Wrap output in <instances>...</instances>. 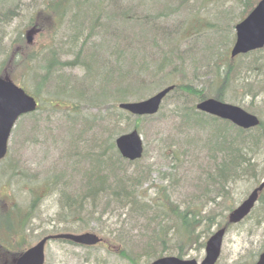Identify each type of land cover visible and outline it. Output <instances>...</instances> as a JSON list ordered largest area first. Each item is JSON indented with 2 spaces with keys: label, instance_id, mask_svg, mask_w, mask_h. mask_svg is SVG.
I'll return each mask as SVG.
<instances>
[{
  "label": "trees",
  "instance_id": "obj_1",
  "mask_svg": "<svg viewBox=\"0 0 264 264\" xmlns=\"http://www.w3.org/2000/svg\"><path fill=\"white\" fill-rule=\"evenodd\" d=\"M31 1L33 14L25 29L9 42L25 46V52L5 50L7 35L2 33V26L19 13L18 2L0 9V52L9 51L12 67L23 79L14 80L2 66L0 75L23 87V80L31 79L32 88L25 89L40 102L36 111L18 121L29 120L21 144H48L43 156L48 166L30 191L38 196L43 190L55 193L59 209L47 218L48 231L42 230L37 240L82 231L91 220L114 217L112 226L96 230L109 233L108 244H117L118 255L128 264L142 260L149 264L163 255L184 258L185 247L204 246L213 225L229 227L235 187L241 182L256 185L264 173L260 158L264 120L260 117L259 125L241 128L198 111L195 105L207 97L225 100L227 94L236 93L249 98L246 110L258 116L264 112V48L234 58L229 53L235 21L257 0ZM228 2L240 4V11ZM27 28L45 31L47 44L32 48L26 42ZM203 78L213 80L214 88L213 83L208 87L194 83ZM169 84L174 89L155 115L135 116L118 107ZM168 102L173 104L170 111H162ZM158 116L177 120L179 137L166 148L177 145L179 151L171 150L172 172L164 174L170 177L169 185L146 197L143 185L151 179L150 165H144L142 158L121 157L114 139L130 128L141 132L146 120ZM12 164L5 168L13 171L16 164ZM182 165L189 167L184 174L191 178L186 179L191 180L186 188L192 193L180 203L172 200L171 193L185 186ZM38 201L34 197L28 207L7 208L9 203L0 200L1 264H14L26 248L22 233ZM259 208L261 213L251 223L261 230L259 244L239 264H252L264 249V189L240 223L253 218ZM202 235L206 238L199 242Z\"/></svg>",
  "mask_w": 264,
  "mask_h": 264
},
{
  "label": "rangeland",
  "instance_id": "obj_2",
  "mask_svg": "<svg viewBox=\"0 0 264 264\" xmlns=\"http://www.w3.org/2000/svg\"><path fill=\"white\" fill-rule=\"evenodd\" d=\"M16 2H18L17 10L19 13L11 23H6L2 26V33H5V36L7 35V40L5 41L6 46H4L6 48L5 50L15 48V51L18 52L16 49H19L20 47H18L17 44L9 45V42L21 29H25L24 25L27 22V18L33 14V8L31 6L34 4V1L1 0L0 4L2 6H0V9L4 10L3 8L8 5L15 4ZM225 4L222 5V7H224ZM228 5L237 12H239L241 9L240 4L235 2H228L227 6ZM238 21L239 19H237L235 22ZM27 30H29V28H27ZM233 33H235V31H233ZM2 37L3 36L0 38ZM47 41L48 37L45 31H41L40 33H36V31L32 32L31 45L32 48H36L35 50L43 47L45 44H47ZM1 48L3 47L1 46L0 49ZM20 50L25 52V46H21ZM7 52L9 51H6V53L0 52V66H2L1 68L3 71H8L14 80L20 82L23 79L22 75L12 67V59L8 58L9 54ZM23 81L25 86H27L29 89L32 88L33 84L31 79L25 78ZM194 83L197 84L198 87H208L211 83H213L211 85V89H213L215 86L214 81H211L210 78H203ZM153 92H151V94ZM225 101L244 108V106L249 102V98L241 97L236 93H229L227 94ZM172 105L173 104L171 102H168L161 110L169 112ZM259 115V117L264 120V112ZM158 117L153 120H146L145 125L142 127L143 129L140 132L144 145V156L142 158V162L145 163L144 165H150L151 169V179L149 182H146L143 185V190L145 192L144 195L146 197L152 196L158 187L162 188L169 185L168 181L170 177L165 178L164 174L172 172L170 170V159L173 151L171 150H178L177 145L173 146L172 148H166L167 144L179 137L175 127L177 120H174V118L162 120L160 119V116ZM28 127V119L22 120L21 122H17L15 124V133H12V138L14 137L15 140L13 142V139L10 138L8 154L0 161V200L4 201L6 204L9 203L7 208L12 207V204L28 207L34 197H39V201L34 207V215H32L33 219L28 223L25 234L22 233V237L25 238L26 243L23 248L29 246V244L31 245L35 243L42 230L48 231L47 218H53L59 210L55 193L50 194L49 192L45 194V191L43 190L41 193L42 195L38 196L37 194H33L30 191V187L32 186L31 183L36 182L37 177L40 178L43 176V173L48 166L47 164H44L43 159V156H45L46 153H44V150L47 149L48 144L46 141L40 144L38 142L30 144H24L23 142L21 144L23 134ZM129 130H131V128L127 129L124 133L128 132ZM156 130L160 131V135H155ZM50 150L51 152L53 151V149ZM48 157L49 155L47 154V158ZM260 158H262L261 162L264 164V153L262 156H260ZM11 162L14 165L16 164V167L12 168L13 171H11L10 168H5L6 166L10 165ZM186 168L187 165H182L180 167L181 172H183L181 176H183L185 180L190 178L187 173L184 174L189 167L187 169ZM261 177H264V173ZM184 185L185 186L176 187L175 191L171 193V198L174 202L177 201L182 203V201H186L188 194L192 193L191 188H186V186L191 185V180L184 181ZM254 186V182L238 183L233 194V197L235 198L234 204L238 205L254 188ZM260 213L261 209L259 208V210H256L254 213L253 218L250 220L242 222L239 225L229 226L227 228L222 242L220 257L217 261L218 264H239L242 262V256H244L249 250H255L256 246L259 244L261 230L255 228V225H252L251 223L254 222L255 218L258 217ZM114 222V217H105L104 222H96L95 220H91V222H89V227L82 230L83 232H95L102 237L103 241H101L99 244H96L95 247H86L60 240L48 241L45 245L44 264H128L118 255L117 244L112 242L111 244H108L111 241V238L108 235L109 233L105 232L107 234L105 236L103 232L96 230V228H100L101 225L107 227L112 226ZM217 228L218 227L216 225H213L211 231L213 232ZM19 238L20 235H17L16 239ZM204 238H206V236L202 235L199 242H202ZM185 250L186 255L184 258H195L199 262L205 254L204 246L201 247V245H198L196 248L187 246L185 247ZM10 256L11 254L4 255L5 258H10ZM141 263L145 264V261L142 260Z\"/></svg>",
  "mask_w": 264,
  "mask_h": 264
},
{
  "label": "water",
  "instance_id": "obj_3",
  "mask_svg": "<svg viewBox=\"0 0 264 264\" xmlns=\"http://www.w3.org/2000/svg\"><path fill=\"white\" fill-rule=\"evenodd\" d=\"M28 35V40H31ZM264 47V0H259L249 14L235 25V41L230 50V56L235 57L241 53ZM173 85L157 91L150 97L131 102H121L119 108L133 115L155 114L160 108L163 98L173 89ZM37 100L28 94L22 87L13 81L0 76V159L7 152L8 140L16 120L22 115L36 110ZM202 112L227 119L242 128H251L259 125V118L238 105L218 100L205 98L196 104ZM115 145L120 155L128 160H136L142 156L143 142L137 129L123 133L116 137ZM264 188V179L251 190L228 215L230 223L241 221L254 207L259 192ZM225 227L213 232L205 243V255L201 262L195 259H182L177 256H162L154 259L149 264H216L219 257ZM51 239H66L74 244L92 246L99 243L101 237L93 232L60 233L47 235L37 243L23 251L15 264H43L44 246ZM254 264H264V250L259 254Z\"/></svg>",
  "mask_w": 264,
  "mask_h": 264
}]
</instances>
